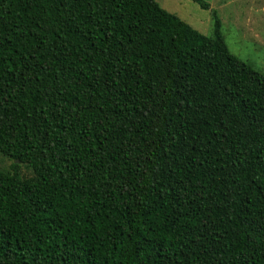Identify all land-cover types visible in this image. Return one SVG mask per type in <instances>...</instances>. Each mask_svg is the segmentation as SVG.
Masks as SVG:
<instances>
[{"label": "trees", "instance_id": "16d2710c", "mask_svg": "<svg viewBox=\"0 0 264 264\" xmlns=\"http://www.w3.org/2000/svg\"><path fill=\"white\" fill-rule=\"evenodd\" d=\"M212 13L0 0V264H264V75Z\"/></svg>", "mask_w": 264, "mask_h": 264}, {"label": "rangeland", "instance_id": "374dc122", "mask_svg": "<svg viewBox=\"0 0 264 264\" xmlns=\"http://www.w3.org/2000/svg\"><path fill=\"white\" fill-rule=\"evenodd\" d=\"M156 1L206 35L212 33L215 11L228 50L264 75V0H205L209 9L192 0ZM10 163L0 155V170L10 169ZM22 171L27 172L25 168Z\"/></svg>", "mask_w": 264, "mask_h": 264}]
</instances>
